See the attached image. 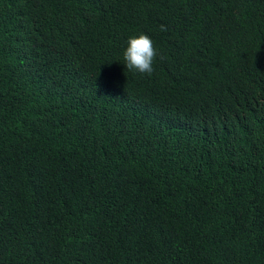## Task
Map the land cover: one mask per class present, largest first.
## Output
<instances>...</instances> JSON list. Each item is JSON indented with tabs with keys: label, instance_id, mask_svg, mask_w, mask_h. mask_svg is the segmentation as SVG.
<instances>
[{
	"label": "trees",
	"instance_id": "trees-1",
	"mask_svg": "<svg viewBox=\"0 0 264 264\" xmlns=\"http://www.w3.org/2000/svg\"><path fill=\"white\" fill-rule=\"evenodd\" d=\"M0 264H264V0H0Z\"/></svg>",
	"mask_w": 264,
	"mask_h": 264
},
{
	"label": "clouds",
	"instance_id": "clouds-1",
	"mask_svg": "<svg viewBox=\"0 0 264 264\" xmlns=\"http://www.w3.org/2000/svg\"><path fill=\"white\" fill-rule=\"evenodd\" d=\"M161 31H166L164 25L160 26ZM158 52L153 45L152 39L146 34L130 36L127 41V47L123 52L124 67L129 70H135L141 74L151 75L153 72V61Z\"/></svg>",
	"mask_w": 264,
	"mask_h": 264
}]
</instances>
